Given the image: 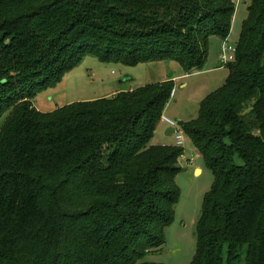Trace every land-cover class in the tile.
Here are the masks:
<instances>
[{
    "label": "trees",
    "instance_id": "16d2710c",
    "mask_svg": "<svg viewBox=\"0 0 264 264\" xmlns=\"http://www.w3.org/2000/svg\"><path fill=\"white\" fill-rule=\"evenodd\" d=\"M225 84L181 123L211 170L190 264H264V0ZM233 0H0V264H163L181 196L177 145L152 139L171 82L42 112L32 98L86 56L203 70Z\"/></svg>",
    "mask_w": 264,
    "mask_h": 264
},
{
    "label": "rangeland",
    "instance_id": "374dc122",
    "mask_svg": "<svg viewBox=\"0 0 264 264\" xmlns=\"http://www.w3.org/2000/svg\"><path fill=\"white\" fill-rule=\"evenodd\" d=\"M236 6L231 34L228 40L237 45L245 20L249 15L252 0H233ZM222 38H210L209 55L203 70L188 73L180 62L173 59L144 61L127 65L120 61L104 62L88 55L79 64L67 71L62 80L39 90L32 98L33 104L42 112L54 111L66 104L109 97L118 90L142 88L149 84L171 82L174 95L166 105L163 115L185 123L198 118L201 103L228 79L230 69L220 62ZM126 80L121 83L120 80ZM173 91V90H172ZM5 117H0V126ZM162 120V117H161ZM170 127L162 121L158 125L152 143L176 145L175 135H167ZM185 154L194 156V164L180 160L182 171L177 176L181 196L175 207V220L166 230V243L158 251L145 256L144 260L163 264H190L196 254L197 224L202 215L206 193L211 189L214 176L205 165L203 157L184 132ZM203 168L202 174L195 169Z\"/></svg>",
    "mask_w": 264,
    "mask_h": 264
},
{
    "label": "built area",
    "instance_id": "2783aa9c",
    "mask_svg": "<svg viewBox=\"0 0 264 264\" xmlns=\"http://www.w3.org/2000/svg\"><path fill=\"white\" fill-rule=\"evenodd\" d=\"M237 53V45L231 44L227 39L223 40L221 46H220V62L223 64L231 63L235 60ZM174 95V90L171 93V97ZM165 123H167L172 129H173V135H175L176 139V145L183 147L185 145V138H184V130L182 126L178 123V121L170 119L166 117L165 115H162V120ZM193 157H188L185 153L180 157V160H184L188 163V165H193L195 160Z\"/></svg>",
    "mask_w": 264,
    "mask_h": 264
},
{
    "label": "crops",
    "instance_id": "0c3cea01",
    "mask_svg": "<svg viewBox=\"0 0 264 264\" xmlns=\"http://www.w3.org/2000/svg\"><path fill=\"white\" fill-rule=\"evenodd\" d=\"M129 90H133V89H129ZM119 91H121V90L116 91L114 94H116V93L119 92ZM114 94H113V95H114ZM111 96H112V95H111ZM161 123H162V121H160L159 124H161ZM169 128H171V127H168V128L166 129L165 132H166L167 135H172L173 133L169 134V133H170V129H169ZM197 171H198V172H201L200 174H202V172H203V168H202L201 166H197L196 169H195V171H194L196 175H197Z\"/></svg>",
    "mask_w": 264,
    "mask_h": 264
},
{
    "label": "water",
    "instance_id": "95a60500",
    "mask_svg": "<svg viewBox=\"0 0 264 264\" xmlns=\"http://www.w3.org/2000/svg\"><path fill=\"white\" fill-rule=\"evenodd\" d=\"M250 8H251V6H249V9H250ZM217 66H219V67L222 66V63L219 62V63L217 64ZM227 66H230V63H228ZM125 80H126V78L120 80V82L123 83ZM169 129H170V133H169V134L173 133V129H172V128H169Z\"/></svg>",
    "mask_w": 264,
    "mask_h": 264
}]
</instances>
